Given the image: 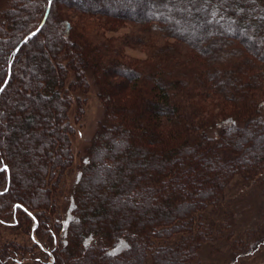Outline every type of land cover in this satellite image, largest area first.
Instances as JSON below:
<instances>
[{
	"label": "trees",
	"instance_id": "obj_1",
	"mask_svg": "<svg viewBox=\"0 0 264 264\" xmlns=\"http://www.w3.org/2000/svg\"><path fill=\"white\" fill-rule=\"evenodd\" d=\"M127 1L0 0V223L34 225L37 240L0 242V264L35 250L32 264H200L206 210L235 175L264 170L263 134L236 135L264 132V0ZM125 24L136 34L105 36ZM86 70L106 123L75 170L64 226L68 110Z\"/></svg>",
	"mask_w": 264,
	"mask_h": 264
},
{
	"label": "rangeland",
	"instance_id": "obj_2",
	"mask_svg": "<svg viewBox=\"0 0 264 264\" xmlns=\"http://www.w3.org/2000/svg\"><path fill=\"white\" fill-rule=\"evenodd\" d=\"M4 1H6L5 5L7 3L9 4L5 7L10 8V0ZM107 1L114 6H121L122 2L127 0ZM135 2L136 1H133L131 3L127 1L126 5H134ZM17 5L20 6V3L17 2ZM52 23H54V20ZM54 24L56 25V23ZM136 32L137 27L125 24L117 29L113 28L112 31H106L105 36L119 37L127 34L133 35L136 34ZM124 52L126 56L131 58H145V53L138 48L126 47L124 48ZM33 56H35L34 58H37L38 60V55L35 54ZM1 70L2 67L0 66V77L3 76V70ZM85 77H87L89 85L88 92L85 94L77 92L78 97H76L75 94H71L72 100L68 110L69 122L73 128L71 147L74 156L75 169L73 168V170L67 171L64 180L59 187V196L56 199L59 207L63 211L62 220L64 222V226L69 216L70 184L75 177V170L83 163L94 136L101 126L106 123L104 118H102V107L97 97V84L91 76V73L87 70L85 71ZM15 129L16 128L10 131L9 137L17 136L16 133H13ZM245 133L248 135L250 134L249 136L251 138L253 137V141L257 139L258 135L263 134L260 140H264V132L262 129L259 130L258 128H253L247 130V132L242 131L237 133L236 135L237 137L242 136L246 138ZM126 153H130V151H126ZM226 153L227 152H223V154ZM17 155L19 157H16V160H20L22 156L16 153V156ZM258 161H260V158ZM204 217L206 220L204 221L205 225L211 227L213 232H210L209 237H207L198 249L197 258H199L198 260L200 264H229L231 260L235 259L233 252L237 250L238 253L239 250L237 248L240 247L243 242L245 246H248V248H252L253 246L255 247L256 244L257 246L251 254L244 255L243 253L240 258H237L234 263L231 264H264V170H260L257 176H253V178L250 177L248 179L235 175L231 182L226 186L224 195L220 198L218 204L213 208H208L204 213ZM34 232V225H32L30 229L24 230L12 223H0V242L8 244L20 243L22 245L27 244L28 246H31V238L34 239V242L37 241ZM250 233H252L251 239L248 237V234ZM180 237V235H174L170 239H155L153 240V243L154 245L172 246L179 240ZM38 255L39 251L35 250L33 255L25 257L26 260L24 262L20 261V263H18L32 264L33 258L38 257ZM43 258L45 259V257ZM12 263L18 264L15 262ZM8 264L11 263L8 262ZM134 264L136 263L134 262ZM145 264H150L149 258H147Z\"/></svg>",
	"mask_w": 264,
	"mask_h": 264
},
{
	"label": "water",
	"instance_id": "obj_3",
	"mask_svg": "<svg viewBox=\"0 0 264 264\" xmlns=\"http://www.w3.org/2000/svg\"><path fill=\"white\" fill-rule=\"evenodd\" d=\"M44 21H45V18L42 20V22H41V24L38 26V28H37L35 31H33L30 35L26 36V37L23 39L22 42H25L27 39H29V38L32 37L34 34H36V33L40 30V28L42 27Z\"/></svg>",
	"mask_w": 264,
	"mask_h": 264
}]
</instances>
